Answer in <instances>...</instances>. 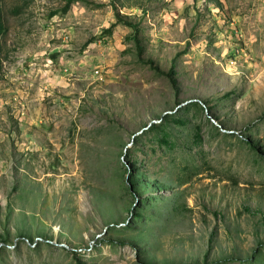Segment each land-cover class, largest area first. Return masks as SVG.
Returning a JSON list of instances; mask_svg holds the SVG:
<instances>
[{"label":"rangeland","instance_id":"obj_1","mask_svg":"<svg viewBox=\"0 0 264 264\" xmlns=\"http://www.w3.org/2000/svg\"><path fill=\"white\" fill-rule=\"evenodd\" d=\"M65 5L2 1L0 264H264V0Z\"/></svg>","mask_w":264,"mask_h":264},{"label":"trees","instance_id":"obj_2","mask_svg":"<svg viewBox=\"0 0 264 264\" xmlns=\"http://www.w3.org/2000/svg\"><path fill=\"white\" fill-rule=\"evenodd\" d=\"M2 1L3 0H0V65L2 63V54H3V48H4L3 36L6 32V26H5V22L3 18V11H2ZM73 1L75 0H66V5H65L66 7L64 9H66L67 6L70 5L71 2ZM110 2L112 6L114 7L115 21L111 23L107 28H104L98 37L101 39V38H104L105 36H110L112 34L113 27L117 24H121L129 28H132L133 33H135L133 35V41L136 46L137 56H138V59L142 61L141 56H142L143 49L140 45V40L137 38L136 25L132 23L131 21L127 20L126 17H124L123 15L119 13L117 8L113 5V0H110ZM96 6H99V5H96ZM146 62L152 66L151 68L158 71L157 67H155L151 61H146ZM159 73L165 74L168 77L172 87L177 90V83H176V79L174 78V63H172L171 67L166 73H163V72L162 73L159 72ZM203 104L206 105L207 104L206 101H203L202 103L199 101H191L187 103L186 105H184L183 107H181L177 113H169V114L163 115L161 117L160 122L152 123L150 126H148V128L145 131H143L142 134H140L139 136L137 135L135 137L134 142L137 143L147 134H152L151 141H154L159 146L165 149H168V150L173 149L176 146V141L171 139L170 133L167 131V126L169 124H172L173 126H177V127L187 126L186 118L182 117L180 113L182 111L184 112L187 111L190 107H196V108L206 109V110L211 109V107H204ZM193 135L195 136L196 140H199L198 130H196Z\"/></svg>","mask_w":264,"mask_h":264},{"label":"water","instance_id":"obj_3","mask_svg":"<svg viewBox=\"0 0 264 264\" xmlns=\"http://www.w3.org/2000/svg\"><path fill=\"white\" fill-rule=\"evenodd\" d=\"M188 102H190V101L185 102V104L188 103Z\"/></svg>","mask_w":264,"mask_h":264}]
</instances>
